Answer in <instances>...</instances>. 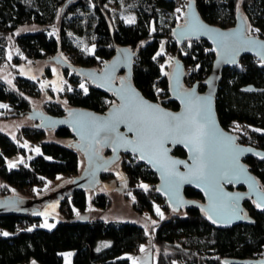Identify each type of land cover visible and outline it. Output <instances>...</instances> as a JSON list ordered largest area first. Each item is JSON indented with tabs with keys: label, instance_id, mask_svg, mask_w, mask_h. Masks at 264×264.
<instances>
[{
	"label": "trees",
	"instance_id": "16d2710c",
	"mask_svg": "<svg viewBox=\"0 0 264 264\" xmlns=\"http://www.w3.org/2000/svg\"><path fill=\"white\" fill-rule=\"evenodd\" d=\"M195 1L207 22L232 28L241 11L248 23V32L264 37V0ZM114 3L136 8L137 20L117 23ZM176 5L175 0H0V68L7 59L11 37L16 49L24 55V58L17 56L16 62H22L26 57L46 59L60 53L71 55L68 62L77 67L97 69L114 56L118 47L125 45L136 55L133 78L136 87L151 100L177 110L179 103L171 97L167 54L185 62V87L191 88L199 82V89L204 92V81L212 72L216 51L204 39L190 38L178 45L173 35V29L179 25L172 13ZM24 26L38 28L18 33L17 30ZM80 35L87 50H79L74 45V39ZM163 43L165 50L161 47ZM63 69L75 86L82 81L88 84L87 92L84 88H76L64 94L71 107H85L100 113L108 110L105 99L114 102L115 95L101 92L75 69ZM221 77L216 98L220 122L226 130L235 132L241 143L264 149V63L258 57L246 55L236 67H226ZM16 82L17 85L12 86L0 77V105H7L0 107V119L27 115L33 107L30 96L40 94L41 86L31 78L17 76ZM248 85L260 89L243 91L242 87ZM43 107L54 115L66 113V108L54 100ZM49 131L37 128L35 124L19 128L15 138L0 131V175L16 189V195L22 197L21 209L0 212V229L8 232L7 236L0 235V264H24L34 260L40 264H66L63 253L68 250L74 251L72 262L68 264H132V259L124 254L137 253L141 243L148 238L144 225L77 217L78 212L87 210L89 202L108 209L112 198L107 193L71 187L61 194L62 218L55 227L37 226L44 218L38 203H32L36 197L32 188L41 187L47 179L59 174H78L82 164V154L70 145L74 140L71 130L64 127L53 130L56 137L65 142L46 140ZM22 141L40 144L41 153L33 157L30 164L19 163L18 167L10 168L7 159L19 154L23 149ZM173 153L186 157V151L181 147H175ZM104 154L110 155L111 149L107 147ZM245 162L264 188V158L251 156ZM120 164V170L128 178L124 189L126 197L132 198L138 212L152 216L149 233L153 237L156 264H176L178 261L226 264L225 258L264 257V210L257 207L254 199L248 198L244 202L246 214L255 221L254 224L219 226L200 207L171 208L157 191L160 182L157 173L134 155L122 156ZM117 176V172L108 169L101 180L108 182ZM141 185H147V190ZM9 187L0 186L1 197L12 194ZM185 194L190 199L204 201L202 194L194 188L187 187ZM158 207L160 214L156 211ZM104 239H110L112 243L99 250Z\"/></svg>",
	"mask_w": 264,
	"mask_h": 264
},
{
	"label": "water",
	"instance_id": "95a60500",
	"mask_svg": "<svg viewBox=\"0 0 264 264\" xmlns=\"http://www.w3.org/2000/svg\"><path fill=\"white\" fill-rule=\"evenodd\" d=\"M185 21L177 25L173 29V35L178 45H182L188 39H204L216 51V58L213 62V69L207 79L204 81L206 90L201 92L199 82H195L191 88L185 87L186 68L183 59L175 57L173 70L170 74V91L171 97L179 103V109H170L159 102H155L148 98L144 92L134 84V62L135 52L127 47H118L114 56L103 64V67L97 69L95 67H77L75 64L65 60L60 54L52 56L49 59L63 68H73L79 75H83L89 80V83L95 85L101 92L115 95L117 99L116 105H112L105 113L93 111L88 108L72 106L67 108L65 114L54 115L46 112L43 108H32L27 116L35 121L37 128L46 130H56L59 128H68L74 137L71 146L78 150L86 161L82 173L76 175L73 182L64 188L54 191L43 198H36L32 203H38V207L50 202L55 197L62 196L63 192L69 191L71 187L83 190L97 191L102 183V175L108 172L113 165L121 160L123 154H132L145 163L151 170L157 173L160 182L157 185V191L160 195L166 198L171 208L184 209L189 206L200 207L205 211L207 217L209 215L216 221L215 224L224 227H232L234 225L254 224V220L246 214L244 202L246 199H254L260 210H264V188L261 186L259 179L246 164L247 157H255L258 159L264 158V149L258 148L253 144H244L239 141L238 135L235 132L226 130L219 119L217 111V94L219 84L222 79V73L226 67H236L240 63L241 57L252 55L258 57L264 63V37L260 34L248 32V23L244 19L242 12H238L236 24L232 28H221L216 24L207 22L198 11L197 1L189 0L185 11ZM220 34H223L221 36ZM124 83L126 88H131L139 97L158 106L167 113L185 116L186 102H190L193 110H198L201 107V101H195L196 97L202 98V106L211 124H214L217 136L210 139V146L214 151L217 160L218 171L216 178H220V174L226 172L229 177L233 176V167L231 166L232 157L235 156L240 169V179L233 180L228 183L226 180H221L222 191L225 194L217 199L210 198L206 195L211 192L212 188L203 182H181L178 186L170 183L169 177L162 171L155 159H140L139 152H133L131 148L127 150L112 141H103L100 143L92 139L88 131L82 127V123L92 117L107 119L113 115L116 108H119L121 100L116 93L121 89V83ZM260 89V88H259ZM258 88L253 85L242 87L245 92H257ZM119 132L127 139H134V134L129 133L127 126L121 124ZM228 137L232 139L229 140ZM111 149V154L105 156L104 150ZM175 147H181L186 151V157H179L173 153ZM116 149L115 151L113 149ZM167 156L173 160L185 161L189 166L192 165L190 158V150L184 144L178 141H169L165 143ZM251 150V151H249ZM177 171L184 175H188L189 168L184 164L177 166ZM194 188L198 190L203 200H194L186 196V188ZM244 187V189L242 188ZM229 196L231 200H229ZM48 197V199H46ZM22 197L9 194L0 196V212L7 213L13 210L21 209ZM40 210V207H39ZM212 221V220H211ZM226 264H264V257L260 258H225Z\"/></svg>",
	"mask_w": 264,
	"mask_h": 264
},
{
	"label": "rangeland",
	"instance_id": "374dc122",
	"mask_svg": "<svg viewBox=\"0 0 264 264\" xmlns=\"http://www.w3.org/2000/svg\"><path fill=\"white\" fill-rule=\"evenodd\" d=\"M189 0H182L184 4ZM176 2V1H175ZM177 3V2H176ZM115 5V19L117 23L121 24L123 22H129V21H136L138 18V11L136 8H133L131 6H124L120 5L118 3H114ZM186 5L185 7H182L180 9L181 17L186 15ZM185 20L178 19L177 22L179 24H182ZM132 23V22H131ZM177 23V24H178ZM37 26H24L20 28L18 33H24L26 31H35L37 29ZM14 39L11 37L9 39L10 46L7 50V59L4 63V66L0 68V77L5 79L8 83H10L12 86H16V77L17 76H23V77H29L32 80L36 81L41 86V91L38 96L31 97L32 100V108H43L44 104L46 102H50V100H54L59 102L62 106H64L67 110V108H71V106L68 104L67 97L64 95L65 93L71 92L69 85L73 84V81L68 79L66 77V74L64 73V69L60 64H57L53 61H51L49 58L50 56L46 57V59H40V60H33L30 58H25L22 62H16L15 58L17 56L23 57V53H21L19 50L16 49V46L14 44ZM170 42V41H169ZM74 45L80 49H86L87 46L85 44V40L83 37L78 36L77 39H74ZM162 50H165V43L161 46ZM60 54V53H59ZM65 60L69 61L71 55L67 54H60ZM170 54H167V64H168V70L169 72H172V68L174 66V58L169 57ZM9 56H11V59H9ZM22 58V59H23ZM84 85V89L88 87V84L86 81L80 82V85L78 86L79 90H82L83 88L81 85ZM76 86H74L75 88ZM73 88V89H74ZM117 103V101H116ZM116 103H114L116 105ZM35 124V121L29 118L27 115H17L15 117H6L5 119H0V131L8 133L11 137L15 138L18 134L19 128L23 126H29ZM46 140H55L59 142H65V140H61L56 137L55 131L51 130L48 132V135L46 137ZM75 140V139H74ZM73 140V141H74ZM71 142V141H69ZM68 143V142H67ZM20 145L22 146V150L19 151V154L8 157L7 159V166L10 168L18 167L19 163H27L30 164V160L41 153V147L40 144L32 142V141H25L20 142ZM24 145H27V147H24ZM36 149H39V152L35 151ZM1 151V149H0ZM82 164L80 167V173L75 175H67V174H59L53 179H47L45 183L42 184L41 187H34L32 188V192L35 194L36 198H43L45 196H48L49 194L54 193V191L60 190L64 188V186H67L71 184L75 178L76 175H79L82 173V170L85 167L86 161H84V158L82 156ZM121 160L118 161L115 165H113L110 170L117 172L118 176L117 179L108 180V182H103L99 185L98 190L95 192H101V193H107L112 198V205L108 209H102L97 207L92 202H89V206L85 212H78L77 217H79L82 220H88V219H99L102 218L105 221H127V222H137L141 225H144L147 229L148 238L141 243L139 246V251L137 253H125L124 256L129 257L132 259V264H156V253L154 252V242L153 237L150 235L149 230L151 227V222L153 221L152 216L149 213L138 212L134 207L132 203V198L129 199L126 197V192H124V189L126 188L128 184V178L127 174L120 170L121 167ZM10 186L7 184L5 179L0 175V186ZM10 193L12 195L17 194V191L14 187H9ZM91 195H93L90 192ZM61 196L55 197L54 199H51L50 202L43 204L40 207L41 212L43 213L44 220L37 225L38 227L42 228H48L53 229L55 225L60 221L61 212H60V205H61ZM159 210H161L158 207ZM46 225H50L51 227H48ZM7 232V231H5ZM8 233V232H7ZM112 243V240L110 239H104L100 242L99 250L110 246ZM143 249V250H142ZM74 251L68 250L67 252H64V261L66 264L72 262ZM35 264H40L36 260H34ZM32 263H24V264H33ZM176 264H186L182 261H178Z\"/></svg>",
	"mask_w": 264,
	"mask_h": 264
},
{
	"label": "snow or ice",
	"instance_id": "6c2138e0",
	"mask_svg": "<svg viewBox=\"0 0 264 264\" xmlns=\"http://www.w3.org/2000/svg\"><path fill=\"white\" fill-rule=\"evenodd\" d=\"M220 35L223 36V34ZM160 54L157 53V55ZM9 59H11V56H9ZM81 87L83 88L84 85L82 84ZM85 92H87V89H85ZM116 95L119 96L121 104L119 108L114 110L111 117L107 119L92 117L82 123V127L88 131L91 138L96 140L97 143H100L101 139L105 142L112 141L126 150L131 148L133 152H139L140 159L146 157L155 159L162 171L169 177L170 183L176 186L184 181L206 183L212 188L211 192L206 191L205 193L210 195V198L219 199L225 195L222 191L221 180L232 183L234 179H240V169L235 156L232 157L231 161L233 176L229 177L224 172L220 174L219 179L216 178L217 160L210 146V139L216 137L217 133L214 124L209 122L204 111L202 98H195V101H201V107L198 110L194 111L191 103L186 102L187 114L179 116L167 113L158 106L143 100L134 90L126 88L123 82ZM0 107L6 108L7 105H0ZM121 124L126 125L128 132L134 134V139H127L119 132ZM228 139L231 140L232 138L228 137ZM169 141L184 143L189 148L192 160L191 166L185 161L173 160L167 156L165 143ZM24 147H27V145H24ZM35 151L39 152V149ZM180 164H184L185 167L189 168L188 175L177 171V166ZM141 187L145 190L148 188L147 185H141ZM229 200H231L230 196ZM257 207H261V205L258 204ZM156 211L157 214H160L159 209ZM208 218L216 223L211 215ZM46 226L51 227L50 225ZM0 235L7 236L8 233L4 232Z\"/></svg>",
	"mask_w": 264,
	"mask_h": 264
},
{
	"label": "built area",
	"instance_id": "2783aa9c",
	"mask_svg": "<svg viewBox=\"0 0 264 264\" xmlns=\"http://www.w3.org/2000/svg\"><path fill=\"white\" fill-rule=\"evenodd\" d=\"M177 3V5H176V8L172 11V13H174V15L176 16V18H177V20L178 19H181L182 17H181V13H180V9L182 8V7H185V5L187 6V2L184 4V2H182V0H175ZM177 9H179V11H177ZM74 84H72V85H69V87H70V90L72 89V90H74V89H76V88H78V86H76L75 88H74ZM74 88V89H73ZM115 100H114V102H112L111 100H109V99H105V105H107V107H108V109L112 106V105H114V103H116V101H117V99L116 98H114Z\"/></svg>",
	"mask_w": 264,
	"mask_h": 264
},
{
	"label": "crops",
	"instance_id": "0c3cea01",
	"mask_svg": "<svg viewBox=\"0 0 264 264\" xmlns=\"http://www.w3.org/2000/svg\"><path fill=\"white\" fill-rule=\"evenodd\" d=\"M0 232L4 233V232H5V230H1V229H0ZM32 262H33V261H31L30 263H32Z\"/></svg>",
	"mask_w": 264,
	"mask_h": 264
},
{
	"label": "flooded vegetation",
	"instance_id": "af4514ba",
	"mask_svg": "<svg viewBox=\"0 0 264 264\" xmlns=\"http://www.w3.org/2000/svg\"><path fill=\"white\" fill-rule=\"evenodd\" d=\"M125 154H123V156H124Z\"/></svg>",
	"mask_w": 264,
	"mask_h": 264
}]
</instances>
